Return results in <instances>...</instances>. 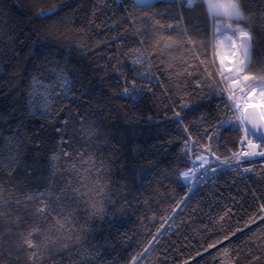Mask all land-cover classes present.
Masks as SVG:
<instances>
[{
    "label": "trees",
    "instance_id": "trees-1",
    "mask_svg": "<svg viewBox=\"0 0 264 264\" xmlns=\"http://www.w3.org/2000/svg\"><path fill=\"white\" fill-rule=\"evenodd\" d=\"M238 2L259 76L264 0ZM227 23L204 0H0V264H264V229L245 227L264 204V158L242 170L232 125L205 139L221 102L193 83H221L213 40ZM59 75L69 98L46 105ZM209 145L227 164L186 185Z\"/></svg>",
    "mask_w": 264,
    "mask_h": 264
},
{
    "label": "snow or ice",
    "instance_id": "snow-or-ice-1",
    "mask_svg": "<svg viewBox=\"0 0 264 264\" xmlns=\"http://www.w3.org/2000/svg\"><path fill=\"white\" fill-rule=\"evenodd\" d=\"M194 0H187L189 8L193 7ZM204 4L207 8V12L215 19L226 18L227 28L231 29L232 34L226 36L228 41V50L218 51L216 55L219 57V66L217 73L219 75L221 83L213 85L205 84L201 86L200 81H194V85L197 88H201L202 91L207 89V94L204 97L209 99L213 96L215 91L216 101L221 102L219 114L216 119L218 124L212 125V131L205 137L206 140H212L220 129H224L228 125L234 126V130L240 133L239 144L245 145L247 150L243 151L242 158L236 160L237 164H240L243 171H250V168L243 165V159L247 158L251 160L255 157H264V74L255 75L252 72V64L249 59L250 49L252 48L251 41L253 39V33L250 30H246L245 26H241L240 22L245 21V10L247 9V2L243 5L238 0H204ZM59 9L53 8L49 12L40 13L41 18H46L54 15ZM260 12V9H257ZM257 23V35L261 31H264V20L258 19ZM222 42H218L217 48H221ZM80 50H84L82 47ZM207 59V57L205 58ZM57 79L63 81V86H55L53 88L45 87L43 91L48 93L47 96H43L42 99L47 105L51 100L55 99L57 95L63 97L64 100L69 98L70 90L68 88V78L64 75L57 76ZM143 83H150V81H142ZM159 83V82H158ZM135 85V80H133ZM146 92L151 91V88H146ZM127 88H125V95H127ZM35 97L30 96L29 100H34ZM63 100L59 101L62 103ZM181 110L189 107L187 103L179 104ZM59 108L54 109L58 111ZM231 113V119L222 118L226 114ZM41 114L45 116H51L47 107L41 108ZM177 117V123H181L180 112H174ZM59 131V129L57 130ZM185 139H188L186 135ZM257 139L260 141L257 142ZM207 152V158L202 157L200 153H196V157L199 163L191 164L193 168H201V176H207L210 172L217 170V165L223 163L227 164V159L221 160L219 156H216L212 151L210 145L205 149ZM187 150L184 153V158H187ZM228 158H233L232 155ZM191 163V162H190ZM185 178L189 176V173H183ZM199 179V177H195ZM190 191V189H189ZM231 212V209L228 210ZM255 223L256 228L252 229V232H256L259 229H264V204L258 205V210H254L248 214L245 220V227ZM223 228V225H221ZM241 230L238 227L230 228L231 235H235L236 231ZM229 232H225L224 236L220 239H226ZM157 242L158 236L153 237ZM243 239V237H241ZM212 245L214 246L215 243ZM32 245L29 243V247ZM225 245V249H227ZM220 249H217L219 252ZM132 264H136L133 260Z\"/></svg>",
    "mask_w": 264,
    "mask_h": 264
},
{
    "label": "bare ground",
    "instance_id": "bare-ground-1",
    "mask_svg": "<svg viewBox=\"0 0 264 264\" xmlns=\"http://www.w3.org/2000/svg\"><path fill=\"white\" fill-rule=\"evenodd\" d=\"M231 35L230 33H226L223 37H222V51H226L228 50V41L226 40V36ZM249 161L243 162V163H247ZM199 163V160H196L194 164ZM201 168H192V172L191 174H189V176L187 177V184L186 185H193L197 175L200 173Z\"/></svg>",
    "mask_w": 264,
    "mask_h": 264
},
{
    "label": "rangeland",
    "instance_id": "rangeland-1",
    "mask_svg": "<svg viewBox=\"0 0 264 264\" xmlns=\"http://www.w3.org/2000/svg\"><path fill=\"white\" fill-rule=\"evenodd\" d=\"M154 0H140V3H142L143 4V6H146V5H148V4H150V3H152ZM229 31H231V30H224L223 31V35L221 36V38L218 40V38H217V40L215 39V40H213V45H214V48H213V54H214V57L216 58V60L218 61V63H219V57L216 55V53L218 52V50L219 51H222L221 49H222V45H221V48H217V44H218V42H222L221 40H222V37L226 34V33H228ZM221 34V33H220ZM241 145V144H240ZM239 145V146H240ZM262 147H264V145H262ZM258 158H264V157H255V158H252L251 160H249V161H252V160H254V159H258ZM196 160V159H195ZM246 160H248L247 158H246ZM201 172V171H200ZM185 181H186V178H185ZM196 181V180H195ZM186 184H187V182H185ZM195 185V182H194V184L193 185H191V186H194Z\"/></svg>",
    "mask_w": 264,
    "mask_h": 264
},
{
    "label": "water",
    "instance_id": "water-1",
    "mask_svg": "<svg viewBox=\"0 0 264 264\" xmlns=\"http://www.w3.org/2000/svg\"><path fill=\"white\" fill-rule=\"evenodd\" d=\"M157 1H158V0H154V1H153L152 3H150V4H153V3L157 2ZM136 3H137V5H139V6H143V4H142V3H139V1H136ZM150 4H148V5H150ZM228 33L232 34L231 31H229ZM222 35H223V32L219 35L218 40L221 38ZM251 44H252V41H251ZM218 51H219V50H218ZM251 55H252V48L250 49V53H249V59H250V62H251ZM257 142L259 143L260 141L257 139ZM262 145H264V144H262ZM201 156L207 158L206 155H201ZM196 160H198V159L196 158ZM193 164H194V163H193ZM192 168H193V167H192ZM192 168L189 169L188 171H185V172L191 174V172H192ZM201 171H202V169H201ZM185 172H183V173H185ZM198 175H199V174H198ZM198 175H197V177H198ZM185 182H187V178H186V181H185Z\"/></svg>",
    "mask_w": 264,
    "mask_h": 264
},
{
    "label": "built area",
    "instance_id": "built-area-1",
    "mask_svg": "<svg viewBox=\"0 0 264 264\" xmlns=\"http://www.w3.org/2000/svg\"><path fill=\"white\" fill-rule=\"evenodd\" d=\"M246 150H247L246 146L241 144L239 147V152L237 155L242 158V153H243V151H246ZM246 161H249V160H246V158H244L243 162H246Z\"/></svg>",
    "mask_w": 264,
    "mask_h": 264
}]
</instances>
